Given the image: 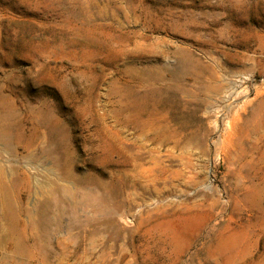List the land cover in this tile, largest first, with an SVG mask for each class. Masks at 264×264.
<instances>
[{
	"label": "rangeland",
	"instance_id": "1",
	"mask_svg": "<svg viewBox=\"0 0 264 264\" xmlns=\"http://www.w3.org/2000/svg\"><path fill=\"white\" fill-rule=\"evenodd\" d=\"M0 264H264V0H0Z\"/></svg>",
	"mask_w": 264,
	"mask_h": 264
},
{
	"label": "bare ground",
	"instance_id": "2",
	"mask_svg": "<svg viewBox=\"0 0 264 264\" xmlns=\"http://www.w3.org/2000/svg\"><path fill=\"white\" fill-rule=\"evenodd\" d=\"M235 121V120H234Z\"/></svg>",
	"mask_w": 264,
	"mask_h": 264
}]
</instances>
